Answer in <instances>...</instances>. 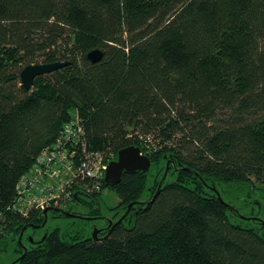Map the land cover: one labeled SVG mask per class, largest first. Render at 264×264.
<instances>
[{
    "label": "trees",
    "instance_id": "1",
    "mask_svg": "<svg viewBox=\"0 0 264 264\" xmlns=\"http://www.w3.org/2000/svg\"><path fill=\"white\" fill-rule=\"evenodd\" d=\"M56 62L68 64L21 85L28 65ZM75 111L87 151H152L151 172L103 184L121 214L152 200L165 156L216 188L264 186V0H0V245L44 222L10 207ZM169 169L153 204L135 205L102 240L69 242L56 229L23 258L18 247L15 264H264L260 228L232 222L191 171Z\"/></svg>",
    "mask_w": 264,
    "mask_h": 264
},
{
    "label": "built area",
    "instance_id": "2",
    "mask_svg": "<svg viewBox=\"0 0 264 264\" xmlns=\"http://www.w3.org/2000/svg\"><path fill=\"white\" fill-rule=\"evenodd\" d=\"M84 128L78 118L69 121L57 142L22 175L10 210L22 216L46 209L68 210L79 197L101 193L108 163L102 153L86 150ZM2 232V231H1Z\"/></svg>",
    "mask_w": 264,
    "mask_h": 264
},
{
    "label": "rangeland",
    "instance_id": "3",
    "mask_svg": "<svg viewBox=\"0 0 264 264\" xmlns=\"http://www.w3.org/2000/svg\"><path fill=\"white\" fill-rule=\"evenodd\" d=\"M72 119L70 121H74L76 122V120L79 118L77 116V112H73L71 115ZM149 150H142V153L147 155L148 157H150V153H152V151L150 150V148L146 147ZM151 158V157H150ZM114 159V158H112ZM157 160V159H156ZM171 161L170 158H167L166 161H164V172H166V167H167V163ZM163 168V165H161ZM161 166L159 167L160 170L159 172L162 173L161 170ZM170 171V170H169ZM169 174V172H168ZM155 173H151L148 176V180L150 181V185L148 184V187H152V185L154 186V176ZM158 175V173H157ZM164 175V174H163ZM151 178V179H150ZM252 186V187H251ZM251 187V188H250ZM253 188V190H252ZM217 189L219 190L220 194L222 195V199L226 200L230 205H232L235 209H237L238 211L241 212V214L243 216H247V215H253L252 214V210H251V205L249 203V201H254V202H259L261 204V210H262V214H261V218L257 219V221H264V186H260V185H252V184H247L246 186H239L237 183L235 184H231V185H219L217 187ZM252 192V197H250L248 199V195H250L249 193ZM82 200L86 201L85 197H81ZM148 199L147 197H144L142 199L143 202H146ZM97 201L99 204V207L101 209V213L105 214V215H109V220H111L112 222H117L118 220H120L123 217V213H120V209L118 208V204H119V197L118 195L111 190L110 188L106 187L103 189V191L101 190L100 196L97 197ZM249 203V204H248ZM71 210L73 211H78V212H82V216L84 217H89V213L86 210V208L84 209V207H82V205L77 202L72 203L71 205H69ZM93 206H96L95 203L93 204ZM83 210V211H82ZM255 210V209H254ZM228 211H230L229 213L232 215L231 216V221L234 223H238L239 225H242L243 227H248V226H252L255 227L256 229L260 228L259 232H263L264 233V225L263 223L261 224V222L257 225L256 223L251 224L249 221L248 222H244L243 220L239 219L237 216L235 217L234 211H231L230 209H228ZM257 211V210H256ZM116 212V213H115ZM48 222L46 224V226L44 228H39V229H33V228H29L28 230H26V233L24 235V237L22 238V245L19 243H13V244H9V246L7 247V245L4 243L3 245H0V264H15V262L18 260L19 258V254L16 251L18 247H21L23 249V247H30L33 243L31 242V239H34V241L40 240L41 238H43L47 232H53L56 229L60 230V233L62 235V238L66 241H73V238L77 235H81L80 233H83L84 236H89V228H91L92 225V221L90 222V220L88 219H82V218H76V217H60L57 216L55 217L54 214H52V212H50L49 214V218H48ZM39 225V224H38ZM2 235H6V233L1 232L0 231V236ZM19 240V239H18ZM20 245V246H19Z\"/></svg>",
    "mask_w": 264,
    "mask_h": 264
},
{
    "label": "water",
    "instance_id": "4",
    "mask_svg": "<svg viewBox=\"0 0 264 264\" xmlns=\"http://www.w3.org/2000/svg\"><path fill=\"white\" fill-rule=\"evenodd\" d=\"M103 54L100 50H95L93 52H90L88 54V59L90 61H92L93 63L95 62H99L102 58ZM68 63L66 62H56V63H51V64H41L40 65H28V67H25L20 75H21V85L24 87L25 90L30 91V89H32L34 87V82L36 78H39L40 76H47L50 75L52 72L62 68L63 66L67 65ZM165 160L167 159V157H164ZM154 166V162L153 160L148 157L147 155L142 153L141 148L133 145V146H129L126 148H122V150H120L117 153V157L114 159H111V161L108 163L106 170H105V177H104V183L109 186V187H113L116 186L118 184H120V182L123 180V177L125 174H134L136 172H141L143 174L145 173H149L152 171V168ZM166 172L164 173L162 179L160 180V184L157 188L156 194L155 196L152 198L151 201L149 202H135L132 204H129V206L127 207L126 211L123 214V217L118 220L117 222L113 223L111 220L108 219L109 222V226L107 227V229H113L112 227L114 226V224H119L122 221L125 220V218L127 217L128 213L131 211V209L133 207H135V205H140L143 207H149L150 205L153 204V202L156 200L157 196L160 193L161 188L163 187V185L166 183V179L168 176V172H169V162L167 163V167H166ZM175 171L179 170H184V171H188V172H192L198 179H200V181H202V183L212 192H214V195L216 196L217 200L220 201L221 204H223L224 206L226 205V207L228 209H230L231 211H234L235 213L239 214V216L243 219H247L245 218L242 214H240V211H238L237 209H235L232 205H230L226 200H223L221 197V194L219 192V190L214 186V185H210L208 184V182L203 179L202 177H200V175L198 173H196L195 171H193L191 168H187L184 165H182L181 163L178 164V168L175 167ZM172 175H175V172L172 173ZM50 211H53L55 213H59L62 216L65 217H76V218H82V219H90L87 217H84L82 215H74L72 213L66 212L64 210L61 209H46V211H44L42 213V216L44 217V222L40 225H29V226H25L24 229L22 230L21 236L19 238V243L22 245L21 241L22 238L25 234V230L30 227L33 229H39V228H44L47 224L48 221V214ZM248 220V219H247ZM264 224V221H261ZM100 230L98 228H94L93 232H92V238L96 239V240H102L98 237ZM47 235V234H46ZM46 235L42 238L44 239L46 237ZM108 235V234H107ZM31 242L33 244H36V241H34V239L30 238ZM27 252V247H23V256L22 258L26 255ZM18 261V260H17ZM16 261V262H17Z\"/></svg>",
    "mask_w": 264,
    "mask_h": 264
},
{
    "label": "flooded vegetation",
    "instance_id": "5",
    "mask_svg": "<svg viewBox=\"0 0 264 264\" xmlns=\"http://www.w3.org/2000/svg\"><path fill=\"white\" fill-rule=\"evenodd\" d=\"M170 166H172V168L174 170H176L175 167L177 168V164L174 165L173 163H171V161H169V167ZM249 194L250 195H248V199L250 197H252V192H250ZM94 203H95V205H97V208H96V206H93ZM249 203L251 205V210L253 211L252 212L253 215L252 216L251 215L244 216L248 220L247 219H245L246 221L243 220V219L242 220L245 221V222L249 221V222H252V223L259 224L261 221H257V219L261 218V214H262L261 204L259 202L257 203V202L252 201V199H251V201H249ZM80 204L82 205V207H84V209L86 208L85 211H87L89 213V217H87V218H90L89 219L90 222L91 221L93 222L92 225H91V228H89V237H92V232H93L94 228H98L100 230V232L98 234V237L100 239H102L110 230V229H107V227L109 226L108 219H109L110 216L108 214L105 215V214L101 213V209L99 207L98 202L95 199H93L92 197H86V201L83 200V201H81ZM68 212L72 213L74 215L82 214L81 211L78 212V211L71 210V211H68ZM113 223H115V222H113ZM261 224H262V222H261Z\"/></svg>",
    "mask_w": 264,
    "mask_h": 264
}]
</instances>
